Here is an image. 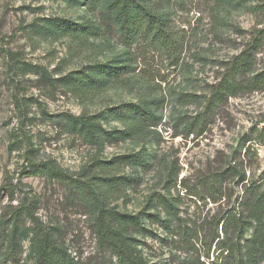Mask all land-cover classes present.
<instances>
[{"label": "rangeland", "instance_id": "374dc122", "mask_svg": "<svg viewBox=\"0 0 264 264\" xmlns=\"http://www.w3.org/2000/svg\"><path fill=\"white\" fill-rule=\"evenodd\" d=\"M148 1L166 19L172 45H124L111 15L103 20L100 16L110 0H100L95 10L87 8L85 0H0V220L19 211L21 204L33 203L35 216L53 229L56 252H65L72 263L114 258L98 247L94 214L77 205L74 190L45 175H28L30 158L54 161L69 175L86 178L103 174L97 160L121 161L139 154L135 164H119L114 175L124 177L120 189L100 186L99 191L128 221L139 217V231L134 232L132 224L125 228L148 264H190L195 259L191 252L175 248L178 219L191 218L194 202L201 204L186 195L183 179L201 192L203 176L230 161L245 159L247 176L264 168V144L254 145L255 157L241 156L244 136L254 126H264V92L229 98L199 133L189 134L184 126L203 105L183 102L184 94L208 93L223 63L242 48L253 28L264 27V15L236 0ZM58 18L95 25L98 36L65 35L52 21ZM113 61L128 64L126 72L99 89L74 90L70 84L52 82ZM144 101H156L160 119L145 137L112 135L103 146H95L69 130L71 117H95L109 133L123 130L125 124L110 113L112 109ZM7 184L15 191L13 199L6 195ZM236 190L235 196L242 194L240 184ZM177 194L182 198L174 202L167 228L157 199ZM208 207L210 216L216 213L212 202ZM19 225L22 252L13 264H34L29 241L33 224L24 216ZM210 257L201 260L209 264L212 252Z\"/></svg>", "mask_w": 264, "mask_h": 264}, {"label": "trees", "instance_id": "16d2710c", "mask_svg": "<svg viewBox=\"0 0 264 264\" xmlns=\"http://www.w3.org/2000/svg\"><path fill=\"white\" fill-rule=\"evenodd\" d=\"M99 2L100 0H85L84 5L95 10ZM235 3L242 6L249 4V10L264 15V0H236ZM106 12L100 13L101 19L111 15L120 33L119 38L126 46H132L139 41L151 46H170L175 43L172 31L167 30L166 19L156 13L153 3L148 0H110ZM52 21L56 30L64 32L65 35L98 36L95 25L79 24L61 18ZM128 55L126 60H132V55ZM120 62L123 61L94 64L84 71L52 79V82L59 86L70 84L74 90L99 89L109 82L121 80L128 64H117ZM261 92H264V27L251 30L242 48L223 63L218 80L206 95H183L184 103L197 102L203 105L202 111L185 124L184 130L189 134L199 133L211 123L217 111L224 107L229 98ZM155 103L156 101L129 103L112 109L110 113L125 124L123 130L116 129L109 133L95 117H71L69 130L80 134L84 140L95 146H103L112 135L121 138L145 137L160 122L155 114ZM256 144H264V126L259 129L254 126L244 136L245 150L241 156L249 159L251 156L255 157ZM138 156L139 154L135 155L134 159L125 157L121 161L125 165L128 162L133 165ZM244 160L235 161L233 164L230 161L223 169L203 176L205 182L201 183V192L196 186L186 185L183 179L186 195L201 202H194L195 210L191 218H179L174 227L177 237L174 240L175 248L194 255L195 259L190 264H206L201 258L210 260L211 252L212 260L209 264H264V168L247 176ZM121 161L97 160L95 165L103 174L82 178L69 175L54 161H33L30 158L27 174L45 175L69 186L75 192L73 196L75 195L74 201L77 205L87 213L94 214L97 245L114 258L96 264H148L137 249L136 240L131 237V233H126L125 228V225L132 224L134 232L139 231V217L128 221L127 215L109 206L99 191L100 186L110 191L120 189L124 177L114 174L121 168ZM238 184L241 185L242 194L235 196ZM9 185L5 188L6 195L13 199L15 191ZM180 198L182 197L177 194L175 198L163 196L157 199L166 216L163 223L167 228L172 224L174 202ZM207 201L212 202L216 208V213L211 216L209 214L212 207H208ZM20 207L22 208L12 212L9 218L0 220V264H13L19 260L17 258L22 252L20 240L23 239L19 220L24 216L33 224L29 241L31 250L35 253L34 264H90L72 263L65 252H56L53 229L35 216V205L25 202ZM154 216L155 220L160 218L159 214ZM248 232L251 233L247 235Z\"/></svg>", "mask_w": 264, "mask_h": 264}]
</instances>
